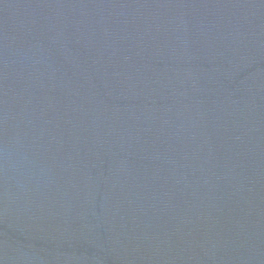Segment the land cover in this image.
Returning <instances> with one entry per match:
<instances>
[{
  "label": "water",
  "instance_id": "95a60500",
  "mask_svg": "<svg viewBox=\"0 0 264 264\" xmlns=\"http://www.w3.org/2000/svg\"><path fill=\"white\" fill-rule=\"evenodd\" d=\"M0 264H264V0H0Z\"/></svg>",
  "mask_w": 264,
  "mask_h": 264
}]
</instances>
